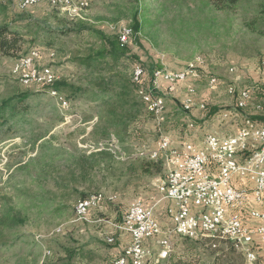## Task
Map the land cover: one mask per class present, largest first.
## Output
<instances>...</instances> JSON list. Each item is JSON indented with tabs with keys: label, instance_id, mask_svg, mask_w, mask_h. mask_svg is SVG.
<instances>
[{
	"label": "rangeland",
	"instance_id": "obj_1",
	"mask_svg": "<svg viewBox=\"0 0 264 264\" xmlns=\"http://www.w3.org/2000/svg\"><path fill=\"white\" fill-rule=\"evenodd\" d=\"M19 3L0 0V26L10 25L22 35V55L39 50L41 68H35L36 52L20 59L0 56V106L9 98L16 97L13 105L25 96L15 115L9 109L0 118V216L12 211L26 220L5 230L1 241L12 244L0 249V264H107L123 253L112 223L120 222L134 199L147 196L141 189L150 192L153 182L166 177L163 161H159L162 168L158 172L152 161L138 156V148L154 149L162 135H168L174 144L201 138L197 136L202 127L195 120L198 112L186 113L181 105L188 84H181L173 95L165 93L163 122L143 106L122 143L113 135L100 138L105 125L95 110L96 103L86 97H68L67 101L58 92L48 93L44 87L52 82L45 81L44 86L21 82L13 68L24 73L26 65L25 75H32L33 70L35 75L36 69L42 76L46 70L56 80L86 85V72L74 58L88 53L99 40L88 30L70 32L73 20L109 36L117 35L121 26H130L134 31L128 44L131 56L147 68L179 71L197 66L201 78L189 82L196 88L197 99H205L208 108L222 112L233 108L234 100L226 93L229 86L260 83L264 36L245 25L256 15V0H243L236 12L230 13L206 9L203 0L41 2L27 9H21ZM138 10L143 28L136 32ZM214 77L219 84L211 89L208 81ZM258 92L253 95L254 102L264 106V95ZM140 99L148 105L137 93ZM103 149L111 154L112 162L97 167L84 183L78 177L76 159ZM79 192L87 196L100 192L107 198L117 194L118 198L114 203L106 200L84 222L75 214V205L82 198ZM163 229L171 228L164 225ZM110 238L115 242H109ZM156 241L149 242L153 249L146 264H264V245H259L256 258L249 260L225 248L224 243L213 248L207 238L196 241L175 234L170 236V256L157 261ZM67 251L75 256L70 257Z\"/></svg>",
	"mask_w": 264,
	"mask_h": 264
},
{
	"label": "built area",
	"instance_id": "obj_2",
	"mask_svg": "<svg viewBox=\"0 0 264 264\" xmlns=\"http://www.w3.org/2000/svg\"><path fill=\"white\" fill-rule=\"evenodd\" d=\"M28 5L38 4L28 0ZM133 34L130 26H121L117 35L125 46ZM30 52H36L35 68H41L39 50ZM262 63L264 65V61ZM25 68L26 65L24 73H16L15 68L12 73L29 85H45L48 75L35 76L34 70L32 75H25ZM139 71L140 78L135 83L137 93L140 98H148L145 107L153 110L160 122L164 121L165 93L175 94L181 84H188L181 101L184 112L207 108L206 103L197 99L195 86L189 84L201 78L197 66L190 65L179 71L156 69L148 86L144 83L145 71L141 66ZM208 84L215 88L219 81L214 77ZM258 90L264 94V80L253 87L229 86L227 93L235 99L234 110L249 108ZM255 108L261 111L263 105L256 104ZM233 112L227 110L223 117ZM138 151L141 158L163 161L166 177L160 180L158 189L162 193L160 200L171 203L167 212L173 227L164 231L155 217L154 207L145 206L140 198L134 199L116 227L130 236V242L120 256L107 264H146L152 253L149 242L155 239L159 247L157 261H163L172 252L171 234L196 241L207 238L213 248L230 243L249 260L256 258L255 249L264 244V124L246 118L237 133L207 134L201 145L186 142L178 146L168 135H162L157 147ZM169 169H176L177 177H169ZM238 180L246 183L238 185ZM115 199V195L107 198L95 192L78 200L75 205L77 220L88 222L91 214L101 209L106 200L113 202ZM108 241L114 242V238Z\"/></svg>",
	"mask_w": 264,
	"mask_h": 264
},
{
	"label": "trees",
	"instance_id": "obj_3",
	"mask_svg": "<svg viewBox=\"0 0 264 264\" xmlns=\"http://www.w3.org/2000/svg\"><path fill=\"white\" fill-rule=\"evenodd\" d=\"M242 1L203 0L206 9L210 8L215 12L223 13L236 12ZM256 7L255 17L245 23V25L252 33L264 36V0H256ZM138 14L139 10L134 16V29H136V32L141 31L143 28V23L137 19ZM73 22L75 23L69 26L70 32L80 34L84 30H88L94 33L99 40V44L96 47H89L91 49H88V53L77 55L74 58V61L86 72L87 84L76 85L66 79L59 78L58 80H53L51 85L44 87V90L48 93L52 91L58 92L67 101H69L68 97H86L90 102L96 103L95 110L105 125L104 131L102 134H99L100 138L106 139L113 135L118 141L123 143L126 137L130 135L129 128L131 124L140 117L142 108L143 106L145 107L141 99L137 100L136 81H134L133 77L135 68L141 66L144 69L143 80L147 86L151 83L154 71L161 68L159 66L147 68L138 58L131 56L129 45L123 46L118 35L109 36L102 31L89 28L82 23H77L78 21L76 20H73ZM23 39L22 35L18 31L13 30L10 25L0 26V56L20 59L29 54L31 50L26 51L22 55ZM131 65H133L132 68L130 67ZM15 98H9L2 103L0 106V118H3L2 114L9 109L15 112L18 104L25 101V96H21L18 103L12 105ZM15 114L16 112L12 113V115ZM252 119L264 123V117L262 116H255ZM112 160L111 154L103 149L102 151L93 152L88 156L76 159L74 165L76 166V171H79V179L85 183L90 179L91 174L97 167H100L104 163L112 162ZM151 164L157 167L158 172H161L162 162L152 161ZM143 171L147 173L149 169L143 168ZM79 194L82 196L81 199L87 197L86 193L79 192ZM25 221L23 217L12 211H8L0 216V249L12 244L5 240L1 241L5 230L22 225ZM223 245L227 249L236 251L230 243H224ZM67 252L70 257L75 256L74 252Z\"/></svg>",
	"mask_w": 264,
	"mask_h": 264
},
{
	"label": "crops",
	"instance_id": "obj_4",
	"mask_svg": "<svg viewBox=\"0 0 264 264\" xmlns=\"http://www.w3.org/2000/svg\"><path fill=\"white\" fill-rule=\"evenodd\" d=\"M263 61H264V58H263ZM261 64H262L261 67H263V68L262 69L259 68V69H260V72L261 71H263V72H261V74H262L261 79L259 78L260 82H262L264 80V65H263V63H261ZM235 72L237 73V71H235ZM237 89H239V88L237 87ZM258 91H255V94H258L259 93ZM226 93H227V89H226ZM232 99L234 100L233 106H232L233 108H229L227 110L234 111V112L232 113L231 116H229L227 118L223 117V113L225 111H227L226 109L222 112L221 111L219 112L216 107H214V108L209 107L208 108V103L205 99L201 100L202 102L206 103L207 108L204 111L194 110L193 112H195V113L198 112L197 113L198 117L195 116L194 114L193 115L197 118L195 120H196L198 126L202 127V131L199 132V134L197 136V137H201L202 139L197 138L196 140H191L189 142L194 143L196 145H201L203 140L205 139V137H203V134H205V136L207 134H214V135H218V136H226V135L235 134L242 127L243 122L246 118L252 119L255 116H259V114L264 116V106H263V111L261 112L262 114L259 113V111L256 110L255 106H256V104H261V103L254 102V99L252 100L251 106L245 110H234L235 99L234 98H232ZM181 101H182V99H181ZM220 118H222V120ZM218 119H220L221 121H218ZM258 122H260V121H258ZM260 123L264 124L263 122H260ZM191 124H193V123H191ZM227 131H233V133L226 134ZM186 142L187 141L178 142V143H175V145L180 146L181 144H184ZM142 148H148V147L143 146V147L138 148V150H140ZM160 180H161V178H159L155 182H153V187H152L150 192H148L147 190L145 191V190L141 189L140 193L141 194L143 193L142 195H147L146 197H137V198L142 199L145 206L154 207L155 217L162 226L166 225V226H169L170 228H172L173 223H172L170 217L168 216V212H167L168 207L170 206L171 203L167 200H160L161 196H162V193L158 189ZM245 183H246L245 181H239V180L236 182V184H238V185H244ZM114 195L116 197V199H115V201H116L118 198V195L117 194H114ZM115 201H113L112 203H114ZM126 211H125V213H126ZM125 213L122 215L120 222H113L112 223L113 227L116 229L115 232L120 237V238H117V240L120 241V243L118 242V246L121 249H123L122 251H124L125 247L129 244L130 236L128 234L122 233L116 227L118 224H120L122 222ZM117 240H116V242H117ZM114 242H115V239H114ZM123 242H125V244H123ZM262 245H264V244H262ZM149 246L151 247V249H153V247L150 244H149Z\"/></svg>",
	"mask_w": 264,
	"mask_h": 264
},
{
	"label": "bare ground",
	"instance_id": "obj_5",
	"mask_svg": "<svg viewBox=\"0 0 264 264\" xmlns=\"http://www.w3.org/2000/svg\"><path fill=\"white\" fill-rule=\"evenodd\" d=\"M41 2H47V3H52V4L60 3V4L67 5V4H71V3L78 4L81 2V0H33V4H38ZM19 6L21 9H27L31 5H28V0H20ZM35 76H39V74L38 75L36 74V69H35ZM42 76H47V78H45V81L48 83H51L53 80L56 79L54 77V75L46 73V70L44 71ZM138 78H140L139 67H138V69L135 70V73H134L135 81H137ZM144 100L148 103V98H144ZM169 177H177V170L176 169H169Z\"/></svg>",
	"mask_w": 264,
	"mask_h": 264
}]
</instances>
